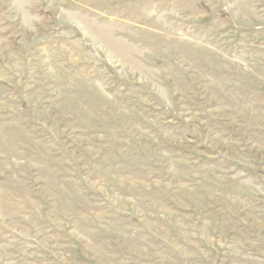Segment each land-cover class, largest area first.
<instances>
[{
  "label": "rangeland",
  "instance_id": "374dc122",
  "mask_svg": "<svg viewBox=\"0 0 264 264\" xmlns=\"http://www.w3.org/2000/svg\"><path fill=\"white\" fill-rule=\"evenodd\" d=\"M0 264H264V0H0Z\"/></svg>",
  "mask_w": 264,
  "mask_h": 264
}]
</instances>
